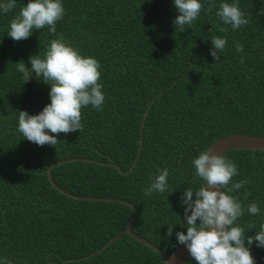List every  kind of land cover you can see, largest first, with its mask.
<instances>
[{
	"label": "trees",
	"instance_id": "16d2710c",
	"mask_svg": "<svg viewBox=\"0 0 264 264\" xmlns=\"http://www.w3.org/2000/svg\"><path fill=\"white\" fill-rule=\"evenodd\" d=\"M28 2L0 11V264H165L126 231L129 205L68 197L53 186L48 168L62 159H93L60 163L51 176L72 194L133 203L132 230L166 253L175 251L182 245L176 233L187 232L181 197L204 184L193 159L222 136L264 135V0H201L200 14L183 32L173 24L174 0H62L55 35L45 26L14 41L10 21ZM223 2H238L249 23L233 29L220 21ZM209 5H215L211 12ZM60 34L100 62L105 101L102 110L82 107L80 131L60 133L55 147L38 146L18 132L19 110L42 111L51 85L34 73L24 83L16 63L31 67L29 57L43 58ZM214 36L227 39L217 61ZM222 155L238 169L229 187L247 181L229 194L244 208L236 223L255 236L264 224V150L232 148ZM165 168L167 190L146 195ZM252 203L259 214L247 211ZM250 251L255 264H264V247L254 241ZM184 264L198 262L190 256Z\"/></svg>",
	"mask_w": 264,
	"mask_h": 264
},
{
	"label": "clouds",
	"instance_id": "9594fccd",
	"mask_svg": "<svg viewBox=\"0 0 264 264\" xmlns=\"http://www.w3.org/2000/svg\"><path fill=\"white\" fill-rule=\"evenodd\" d=\"M174 5L178 15L173 24L181 32L185 31V26L192 25L203 8L201 0H174ZM15 7L16 0L0 2V11L4 13ZM213 7L215 5H209L207 11L211 12ZM64 14L62 0H29L19 14L11 19L7 35L14 41H21L30 37L34 30L45 26L49 33L55 35L56 23ZM216 15L233 29L249 23L238 2L221 3ZM220 30L227 31L226 28ZM211 42V55L217 61L220 59L219 53L225 50L227 39L214 36ZM235 50L242 52L243 45L238 43ZM29 59L31 67L19 61L16 63V70L23 74L24 83L34 73L36 78L50 84V103L34 115L19 110L17 130L23 138L38 146L47 144L55 147L60 133L67 134L82 129V107L91 105L102 110L105 95L102 84L98 82L101 78V64L95 57L81 54L65 41L62 34L51 40L43 58L35 54ZM240 62H244L243 57ZM192 164L195 174L204 184L197 190L186 189L181 197V203L185 205L187 232L176 233L178 242L187 247L190 256L198 264H255L250 247L254 241L257 247H264V224L255 236H246L245 230L236 223L244 214V208L238 198L229 194L239 190L247 181L242 180L229 187L232 178L238 174L237 166L214 151V146L201 151ZM168 175L167 168L160 170L159 175L144 189L145 194L165 192L168 188ZM247 211L257 215L260 209L257 204L252 203L248 205ZM252 228L255 227H249ZM168 235H172V227L168 228Z\"/></svg>",
	"mask_w": 264,
	"mask_h": 264
},
{
	"label": "water",
	"instance_id": "95a60500",
	"mask_svg": "<svg viewBox=\"0 0 264 264\" xmlns=\"http://www.w3.org/2000/svg\"><path fill=\"white\" fill-rule=\"evenodd\" d=\"M147 110H145L142 118V123L141 127L143 125V120L145 118ZM211 146H214V151H217L218 153L222 154L225 150L227 149H232V148H247V149H252V150H264V135H253V134H228L225 136H222L218 138L216 141H214ZM141 150V140H139V147H138V154ZM86 160V161H93V159L90 158H79V157H74V158H67V159H62L59 161H54L50 167L48 168L47 176L53 186L61 191L63 194H65L68 197L74 198V199H89V200H118L120 202H124L125 204L129 205L132 208V215L127 221L126 225V231L129 232L133 237H135L137 240L147 244L150 248H152L154 251L159 253L160 255L163 256L165 264H184L185 261L190 257V253L185 245L179 246L175 251L172 253H166L163 250L159 249L155 245H153L151 242H149L147 239L139 236L136 234L132 228H131V223L135 217L136 214V209L134 207V204L124 200L122 198H113V197H94V196H87V195H77V194H72L70 192L65 191L62 187H60L56 182H54L51 172L52 168L55 167L56 165L67 162V161H73V160ZM134 166V163L131 164L128 170H131ZM118 170L121 171V169L118 168ZM126 172V171H124Z\"/></svg>",
	"mask_w": 264,
	"mask_h": 264
}]
</instances>
